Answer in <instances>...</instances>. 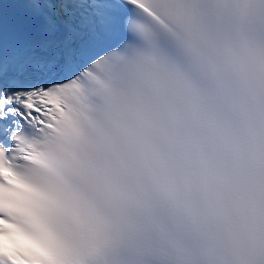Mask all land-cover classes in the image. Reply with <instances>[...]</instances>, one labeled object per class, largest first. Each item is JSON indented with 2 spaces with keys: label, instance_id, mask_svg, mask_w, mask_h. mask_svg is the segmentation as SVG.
Listing matches in <instances>:
<instances>
[{
  "label": "snow or ice",
  "instance_id": "1",
  "mask_svg": "<svg viewBox=\"0 0 264 264\" xmlns=\"http://www.w3.org/2000/svg\"><path fill=\"white\" fill-rule=\"evenodd\" d=\"M0 264H264V0H0Z\"/></svg>",
  "mask_w": 264,
  "mask_h": 264
}]
</instances>
